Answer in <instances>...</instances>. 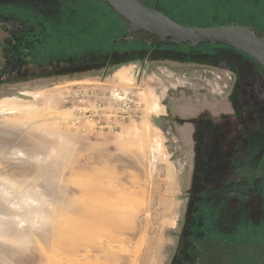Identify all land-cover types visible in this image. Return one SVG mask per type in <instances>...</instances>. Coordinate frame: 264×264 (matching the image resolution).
Wrapping results in <instances>:
<instances>
[{
	"label": "rangeland",
	"instance_id": "obj_1",
	"mask_svg": "<svg viewBox=\"0 0 264 264\" xmlns=\"http://www.w3.org/2000/svg\"><path fill=\"white\" fill-rule=\"evenodd\" d=\"M164 2L183 25L243 20L264 35V0ZM110 11L0 0V17L84 42ZM155 44L61 49L85 58L62 63L39 44L0 80V264H264V67L229 47Z\"/></svg>",
	"mask_w": 264,
	"mask_h": 264
},
{
	"label": "water",
	"instance_id": "obj_2",
	"mask_svg": "<svg viewBox=\"0 0 264 264\" xmlns=\"http://www.w3.org/2000/svg\"><path fill=\"white\" fill-rule=\"evenodd\" d=\"M133 32H144L158 38L160 43L221 44L236 49L264 67V35H259L253 26L231 23L218 26L183 25L163 11L142 0H105Z\"/></svg>",
	"mask_w": 264,
	"mask_h": 264
},
{
	"label": "trees",
	"instance_id": "obj_3",
	"mask_svg": "<svg viewBox=\"0 0 264 264\" xmlns=\"http://www.w3.org/2000/svg\"><path fill=\"white\" fill-rule=\"evenodd\" d=\"M103 1L106 3L105 0H103ZM142 1L145 2L146 4L152 6V7H156L157 9L163 11L164 13H166L171 18H173L174 20L177 21V19L174 18V15L177 13V11H179L181 9L179 7H177L176 5L166 6V3L164 2L165 0H142ZM108 6L111 9V11L108 14V17L110 20L109 24H108V28H107L108 30L104 31V28H103V32H101L100 34H98V35L97 34H91V37L87 38L86 39L87 41L85 40V42H84V40H80V39L77 40V36L72 35L73 33L69 37H68V35H66L64 33H61V32H67V30H69V29L64 28L63 31L56 30L55 32H53V31L49 32V31L45 30L46 34L44 36L45 41H44L43 45L45 48L46 58L48 60L57 59L58 61H63V62L64 61L70 62L71 60L82 61L83 59L85 60V58H81V59L79 58L80 59L79 60L78 57H82L83 53H81L80 55H76L74 57V59H71V60L67 59L66 60L60 56L59 51L61 49H66L68 54H72L73 52L77 51L78 48H80L81 50L83 48H89L90 46H93L94 43H95V45L93 46V48H95V49L97 48L100 51H104V52L110 51L111 53L119 52V53L125 54V55H127L128 53L130 54V53L136 52L138 50L146 49V48H147V50L149 48H152V47L154 48L155 43H153V42H151L152 47H150L151 44L148 45L147 44L148 42H146L144 40H140V39L137 40V39L131 38L130 34L133 31L130 29L129 23L123 17H121L120 14L117 11H115L110 5H108ZM177 22H179V21H177ZM238 22H241L242 24H246V25H250V26L255 25L253 23H250L248 21H243V20H240ZM88 23L90 24V28L92 29L93 26H95L97 24L96 18L93 19L91 22H88ZM100 24L103 27H105V23L103 21ZM134 33H136V32H134ZM146 34H148V33H146ZM149 35H151V34H149ZM151 36H153V35H151ZM153 37H155V36H153ZM55 39H57L56 40V43H58L57 47H59L60 44L63 42H65V45L59 49H57L56 46L52 47L50 42H53V40H55ZM59 42H60V44H59ZM89 44H90V46H89ZM206 45L210 46L211 48L228 47V46L221 45V44H201L198 47H192V46H189L188 44L160 43L159 40H158V43L155 44V46H158V47H162V46L172 47L173 50L184 49L187 52L196 51L197 49L201 48V46H206ZM70 57L71 56H68L67 58H70ZM90 59H93V58L91 57Z\"/></svg>",
	"mask_w": 264,
	"mask_h": 264
},
{
	"label": "flooded vegetation",
	"instance_id": "obj_4",
	"mask_svg": "<svg viewBox=\"0 0 264 264\" xmlns=\"http://www.w3.org/2000/svg\"><path fill=\"white\" fill-rule=\"evenodd\" d=\"M5 22L0 28V80L3 77L14 78L15 74L21 73L27 66H32L29 60L35 55V48L40 44L39 48H44L45 29L39 30L20 19L11 16L0 17ZM42 46V47H41ZM45 50V48H44ZM44 57L46 58V53ZM41 60V61H42ZM48 60V59H47ZM53 60V59H51ZM53 61L57 62V59ZM62 63V61H59ZM42 69V68H41ZM41 73V72H39Z\"/></svg>",
	"mask_w": 264,
	"mask_h": 264
},
{
	"label": "built area",
	"instance_id": "obj_5",
	"mask_svg": "<svg viewBox=\"0 0 264 264\" xmlns=\"http://www.w3.org/2000/svg\"><path fill=\"white\" fill-rule=\"evenodd\" d=\"M126 99H129V98H131L132 99V95H128L127 94V97H125ZM129 105H127V107H128Z\"/></svg>",
	"mask_w": 264,
	"mask_h": 264
}]
</instances>
